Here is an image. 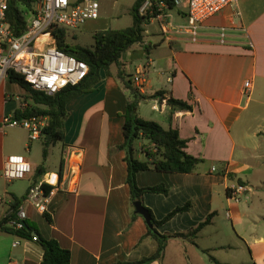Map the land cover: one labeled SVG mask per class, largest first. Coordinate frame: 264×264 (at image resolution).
<instances>
[{
  "label": "crops",
  "instance_id": "1",
  "mask_svg": "<svg viewBox=\"0 0 264 264\" xmlns=\"http://www.w3.org/2000/svg\"><path fill=\"white\" fill-rule=\"evenodd\" d=\"M186 5V0H179L172 9L160 6V14L144 26L143 41L122 54L120 66L112 65L109 76L100 71L92 92L68 102L57 160H51L50 148L58 143L46 147L43 158L41 136L31 142L22 129H12L25 132L19 139L8 138L0 131V198L7 195L20 199L45 174L66 171L79 161L76 191L59 189L51 193L46 211L50 221L33 207H26L27 220L38 226L41 236L70 252V264L132 262L156 251V241L143 238L147 233L143 218L131 222L134 208L129 202L124 154L112 152L123 141L122 114L129 96L119 74L130 80L143 66L148 80L143 95L162 93L166 99L187 102L192 110L170 115L165 102L153 98L139 103V116L163 129H176L187 142L186 152L203 160L189 174L160 173L153 168L137 173L138 187L163 185L168 190L167 196L144 194L143 205L161 220L190 202L189 212L179 213L157 228L162 235L186 233L213 214L195 244L170 239L163 264H213L209 258H215L212 252L225 247L203 248L198 240L213 224L217 210H222L220 205L230 209V218H226L235 219V223L248 215L246 209L241 212L230 202L227 191L236 184L248 186L247 190L255 188L250 180L264 167V0H239L235 7H226L209 18L194 37L171 29L164 33V24H185ZM245 81L251 82L249 98L242 94ZM21 97H26L25 90L3 82L0 116L14 115ZM37 141L42 146L36 145ZM144 144L139 141L136 146L135 156L140 161L146 160L140 151ZM12 154L22 155L32 167L24 179L13 181L24 184L23 191L15 189L20 184L8 188L13 182L6 183L1 175L5 158ZM37 172L43 175L37 176ZM8 209L0 203V218ZM259 218L264 221V213ZM16 242L19 245L13 247ZM256 242L264 243L262 238ZM251 256L256 257L253 253ZM259 256L264 262V249ZM41 258L42 251L35 242L0 231V264H39Z\"/></svg>",
  "mask_w": 264,
  "mask_h": 264
},
{
  "label": "trees",
  "instance_id": "2",
  "mask_svg": "<svg viewBox=\"0 0 264 264\" xmlns=\"http://www.w3.org/2000/svg\"><path fill=\"white\" fill-rule=\"evenodd\" d=\"M149 1L151 9L145 14L140 15L139 9ZM7 21L16 35H20L25 27L26 20L22 14L20 6H24L29 10L37 2V0H7ZM162 3L164 8L172 9L175 5L174 0H136L131 8V26L121 30H104L96 32L93 35V46L84 48L77 45H70L66 42V30L62 28L55 29L53 35L56 40V46L59 50L74 56L77 60L84 62L88 67L85 78L76 85H68L55 94L47 95L40 92L32 91L23 78L13 72H9L7 81L11 84L18 85L29 94L27 97H21L20 103L27 102L25 110L15 111L14 118L22 119L30 116L47 117L48 124L42 130L41 137L45 149L43 150V158L46 157V147L53 146L63 141L64 122L67 118L66 106L71 100L93 91L94 87L100 80L99 73L104 71L106 75H110L109 68L112 65L120 66V58L123 53L127 52L133 45L143 41L144 26L149 20L157 17L161 10L159 4ZM119 80L123 87L129 92V96L125 103V110L122 114L123 141L116 146L112 152H123V161L126 164L127 176L126 184L129 190L130 206L135 201L141 202L142 206L147 210L151 217L152 228L147 227V233L143 238H151L156 241L157 248L154 254L144 257L138 261L117 262L114 264H151L158 262L163 264V257L167 242L170 239H181L195 244L198 233L211 222L213 214H210L203 222L199 223L195 228L186 233L174 235H162L157 228L170 221L179 213L190 211V202L182 207H176L161 220L155 219L150 209L143 205L142 199L144 194H162L167 196L168 190L163 185L140 188L136 183V175L139 172L148 171L153 168L160 173H192L197 165L203 162L201 158L194 157L186 152L185 140L179 137L176 129H163L158 123L145 120L138 114V105L141 101L157 98L160 102H165L170 108V115L174 112L191 111L192 106L185 101L169 98L166 99L162 93L153 96H145L138 93L132 86L131 81L119 74ZM139 141H144L140 151L145 155V161L136 158V146ZM58 174L61 176L62 171ZM37 176H42L43 172H37ZM45 194H48L52 187L44 186ZM22 198L13 196L10 208L14 213L0 218V231L11 234L18 239L32 240L33 236L37 237L35 244L42 251V258L39 264H70V252L60 248L54 240L44 239L37 226L29 220L23 221V226L19 229L8 226L9 221L16 219V209L20 205ZM43 216L50 221L49 216L44 213ZM141 217L131 212V222ZM213 264H220L215 258L209 257Z\"/></svg>",
  "mask_w": 264,
  "mask_h": 264
},
{
  "label": "built area",
  "instance_id": "3",
  "mask_svg": "<svg viewBox=\"0 0 264 264\" xmlns=\"http://www.w3.org/2000/svg\"><path fill=\"white\" fill-rule=\"evenodd\" d=\"M178 2L179 0H174L175 4ZM238 2L239 0H186L185 24L173 26L167 23L162 26V31L168 33V29H171L176 34L194 37L209 18L226 7H235ZM35 4L24 31L16 35L7 21L8 2L0 0V86L7 80L8 73L13 72L20 75L32 91L52 95L68 85L78 84L88 72L84 62L57 48L53 31L58 28L68 32L76 31L87 21L97 20L100 5L97 0H37ZM160 6L164 7L162 3L159 8ZM150 9L151 4L146 1L139 13L143 15ZM130 81L138 93L144 94L148 81L145 66L138 68ZM242 94L249 98L250 81L244 82ZM26 96L29 94L26 93ZM26 107L27 102L20 103L19 110L23 111ZM47 124L48 119L43 116L22 119L7 114L0 116V131L22 129L27 132L31 142L40 138ZM80 169V163L76 160L61 176L58 173L45 174L41 180L33 183L16 209V219L9 221L8 226L16 229L23 226V221L27 219V206L33 207L42 215L46 213L52 192L59 189L75 192ZM211 171L215 172L216 169L212 168ZM31 172L30 163L22 155L12 154L5 158L1 175L6 183H11L24 179ZM44 186L52 187L48 194H45ZM247 191L244 185L236 184L227 193L229 198L237 202ZM11 201L7 195L0 198V203L9 207L3 217L14 213L10 208ZM226 217L230 218L229 212H226ZM36 240L37 237L33 236L31 241ZM18 245L19 242H16L13 247Z\"/></svg>",
  "mask_w": 264,
  "mask_h": 264
},
{
  "label": "rangeland",
  "instance_id": "4",
  "mask_svg": "<svg viewBox=\"0 0 264 264\" xmlns=\"http://www.w3.org/2000/svg\"><path fill=\"white\" fill-rule=\"evenodd\" d=\"M136 0H97L100 5V15L97 20L87 21L80 29L76 31L66 32V42L70 45H77L84 48L93 46V35L96 32L103 30H121L131 26V8ZM36 4L29 10L24 6H20L23 16L26 21L31 19V14L34 12ZM8 138L19 139L25 136L21 130L6 129L4 131ZM36 145L42 146L41 141L35 142ZM61 154V145L50 148L51 160H57ZM238 154V152H236ZM250 180L255 188H251L247 193L239 197L236 202L229 198L231 203L238 205L241 212L246 209L248 214L240 223H235L226 218V212L230 213V209L222 206V210H217V214L213 218V224L206 228L203 236L198 240V245L203 248H216L224 246L225 249H217L212 252V255L224 264H264L260 259V254L264 249V243L260 244L256 241L262 238L264 242V221L259 216L264 213V167L261 168ZM247 180L244 181L246 183ZM19 182L9 184L19 185ZM257 184V185H256ZM251 185V186H252ZM24 184L16 186V190L23 191ZM22 187V188H21ZM248 188V186H247ZM224 200V193L222 195ZM35 224V223H34ZM36 225V224H35ZM37 226V225H36ZM38 228V226H37ZM39 230V228H38ZM256 255L252 259L251 253Z\"/></svg>",
  "mask_w": 264,
  "mask_h": 264
},
{
  "label": "water",
  "instance_id": "5",
  "mask_svg": "<svg viewBox=\"0 0 264 264\" xmlns=\"http://www.w3.org/2000/svg\"><path fill=\"white\" fill-rule=\"evenodd\" d=\"M134 213L141 216L145 221L147 227L152 228L151 217L147 210L142 206L141 202L135 201L133 203Z\"/></svg>",
  "mask_w": 264,
  "mask_h": 264
}]
</instances>
